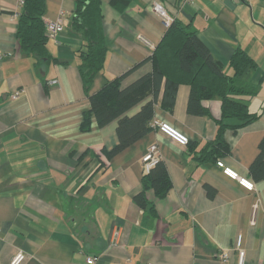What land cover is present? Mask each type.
<instances>
[{
  "label": "crops",
  "instance_id": "obj_1",
  "mask_svg": "<svg viewBox=\"0 0 264 264\" xmlns=\"http://www.w3.org/2000/svg\"><path fill=\"white\" fill-rule=\"evenodd\" d=\"M155 1L198 33L228 75L237 48L255 62L246 81L258 93L247 105L259 117L224 131L230 152L221 158L251 179L255 192L225 177L216 166L218 158L196 160L215 137L221 103L204 102L214 119L188 114L186 85L177 88L172 111L160 104L161 86L156 100L149 95L128 115L154 101V120L183 133L187 147L152 129L107 158L104 151L118 143L117 123L99 128L93 122L89 132L80 130L89 101L77 70L84 42L71 28L75 1L45 0L43 22L64 12L65 27L57 38L47 39L56 61L36 69L33 58L19 53L15 38L19 0H0V264H10L17 253L25 254L24 264H85L88 258L93 264H223L216 256L231 248L239 234L244 264H264V179L254 181L249 173L264 136V0H195L193 5L131 0L124 12L111 0H100L107 56L90 94L107 79L130 71L124 88L151 71L149 58L167 29L151 11ZM16 91L21 93L12 99ZM151 145H157L172 183L167 196L155 203L156 217L132 202L141 190L142 157ZM114 239L117 244L111 246ZM235 263L232 252L224 264Z\"/></svg>",
  "mask_w": 264,
  "mask_h": 264
},
{
  "label": "trees",
  "instance_id": "obj_2",
  "mask_svg": "<svg viewBox=\"0 0 264 264\" xmlns=\"http://www.w3.org/2000/svg\"><path fill=\"white\" fill-rule=\"evenodd\" d=\"M74 1L71 28L84 42L77 54V70L89 101V108L82 113L80 130L89 132L93 122L99 128L117 123L118 143L109 152L104 151L107 158L135 144L152 130L154 101L144 103L132 116L128 113L149 95L156 100L161 86L163 96L160 104L169 111L174 107L176 91L180 85L189 87L186 111L190 115L214 119L204 102L220 101V116L214 119L217 127L215 137L196 157L201 163L212 157L221 160L229 154L230 147L224 140L227 128L237 130L258 119L259 114L251 113L247 105L248 100L258 93V87L246 81V75L256 67L253 59L241 48L235 49L228 65L232 74L228 75L200 40L198 33L190 25L176 20H173L154 48L149 58V73L122 88L123 80L131 74L129 71L107 79L98 92L90 94L95 77L104 71L107 56L101 4L100 0ZM130 2L111 0L112 6L119 12H124ZM44 13L45 0H23L17 14L15 38L19 53L33 58L36 69L56 61L46 47L48 35L42 19ZM229 119L237 123L228 125L226 121ZM249 173L254 181L264 179V136L258 144V154L249 166ZM171 188L166 166L160 160L142 175L141 190L132 197V202L151 217H156V201L163 200ZM208 192L212 193L210 189Z\"/></svg>",
  "mask_w": 264,
  "mask_h": 264
},
{
  "label": "built area",
  "instance_id": "obj_3",
  "mask_svg": "<svg viewBox=\"0 0 264 264\" xmlns=\"http://www.w3.org/2000/svg\"><path fill=\"white\" fill-rule=\"evenodd\" d=\"M195 0H183V3H187L190 5H193ZM20 6L23 5V0H19ZM152 13L158 17L160 22L165 28H168L170 24L173 22V18L170 17V15L167 13L164 5L159 2L155 1L151 7ZM65 27V13L60 12L58 17L54 21H50L45 24V29L48 37L51 38H57L58 35L61 34ZM139 40L144 45L150 47V43L143 37H139ZM21 92L16 91L11 95L12 99H15L19 96ZM151 128L156 131L157 133L163 135L164 137L171 140L173 143L180 147H184L188 144V138L178 130L174 129L172 126L165 122H159L156 120H153L151 123ZM158 161H160V158L158 157V147L157 145H151L145 152V154L142 157V163L144 164L145 171H149L150 168L155 166ZM216 166L220 168L222 174L227 177L228 179L235 181L239 187L244 189L246 192L253 193L255 192V185L254 182L249 180L248 178L239 176L232 168L226 166L222 160L216 161ZM259 201L254 203L252 210V219L251 224H254V217H255V211L257 208ZM117 244V239H114L111 242V246ZM232 252L236 253V263L235 264H244L245 263V251L242 247V235H237L233 246L228 249L221 250L219 254L216 256V259L220 263H226L229 260V257ZM26 260V256L24 253H17L11 260L10 264H24ZM94 259L88 258L86 259L85 264H93Z\"/></svg>",
  "mask_w": 264,
  "mask_h": 264
},
{
  "label": "rangeland",
  "instance_id": "obj_4",
  "mask_svg": "<svg viewBox=\"0 0 264 264\" xmlns=\"http://www.w3.org/2000/svg\"><path fill=\"white\" fill-rule=\"evenodd\" d=\"M54 21V20H53ZM50 22V21H49ZM16 99V98H15Z\"/></svg>",
  "mask_w": 264,
  "mask_h": 264
}]
</instances>
